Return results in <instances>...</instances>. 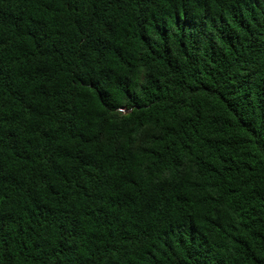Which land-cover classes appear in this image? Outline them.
<instances>
[{"label": "trees", "instance_id": "obj_1", "mask_svg": "<svg viewBox=\"0 0 264 264\" xmlns=\"http://www.w3.org/2000/svg\"><path fill=\"white\" fill-rule=\"evenodd\" d=\"M0 264H264V0H0Z\"/></svg>", "mask_w": 264, "mask_h": 264}]
</instances>
